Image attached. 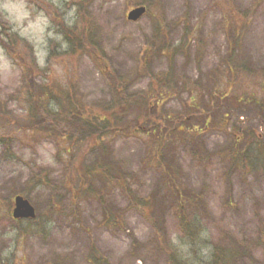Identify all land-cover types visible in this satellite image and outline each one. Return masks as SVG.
Listing matches in <instances>:
<instances>
[{
  "label": "trees",
  "instance_id": "1",
  "mask_svg": "<svg viewBox=\"0 0 264 264\" xmlns=\"http://www.w3.org/2000/svg\"><path fill=\"white\" fill-rule=\"evenodd\" d=\"M91 1L75 3L72 25L56 14L55 29L63 43L49 42L44 67L26 39L10 32L7 24L0 29V45L22 69V84L10 96L19 112L10 111L8 103L0 98L3 155L14 158V144L22 137L34 136L55 143L56 160L62 166L58 182L53 181L48 169L38 168L25 188L5 201L4 218L12 221L21 235L39 229L42 214L34 220H13L12 209L16 196L28 199L37 188L46 187L50 191L46 214L62 213L67 199L77 213L82 201L93 199L103 208L102 225L121 230L126 225L125 212L111 208L107 201L109 193L118 191L129 209L142 214L155 231V241L166 264H235L245 256L246 249L224 235L216 240L209 238L204 224V198L189 188L183 168L171 154L178 146H187L195 161L209 163L211 155L204 146V137L213 132L224 133L227 144L219 156L230 170L223 176L229 198L230 172H263L264 137L254 128H231L229 118L232 111L252 110L264 125V68L257 69L244 50V38L263 0H254L247 8H240L236 0L212 1L222 13L225 48L216 67L197 78L181 74L176 59L190 60L194 56L201 65L207 47L201 28L193 26L187 14L170 24L163 13L155 15L148 9L151 36L135 71L136 76L148 79V85L139 91H131V78L112 66L100 28L90 13ZM179 26L182 33L175 42L172 33ZM80 56L87 57L106 80L110 92L107 101L88 104L74 74L64 81L52 76L53 61ZM159 57L166 59L168 67L154 72L153 62ZM117 138H138L143 142V164L160 175L177 219V243L168 238L154 200L134 191L133 175L113 157L112 143ZM228 206L232 207L231 201ZM87 259L91 264H107L94 245L90 246Z\"/></svg>",
  "mask_w": 264,
  "mask_h": 264
},
{
  "label": "rangeland",
  "instance_id": "2",
  "mask_svg": "<svg viewBox=\"0 0 264 264\" xmlns=\"http://www.w3.org/2000/svg\"><path fill=\"white\" fill-rule=\"evenodd\" d=\"M212 1L92 0L90 13L100 28L104 50L112 66L131 78V91H139L148 85V79L136 76L135 71L139 55L151 36L152 21L146 14L138 22H131L128 13L135 7L145 6L152 14L163 13L170 24L185 14L190 16L192 25L199 26L206 38V55L200 66L194 56L190 60L177 57L176 65L181 74L197 78L216 67L225 48L222 13L213 7ZM76 2L79 0H0V29L7 24L5 27L10 28V32L26 39L44 67L49 42L63 43L62 36L55 29L56 14L69 25L74 24ZM253 2L236 0L240 8L250 7ZM181 33L180 26L173 30L175 42L179 41ZM244 50L257 69L264 68V0L244 38ZM50 67L52 76L63 81L74 74L88 104L110 98L106 80L87 57L58 58ZM167 67L166 59L159 57L153 62L152 69L160 72ZM21 70L0 45V98L8 103V109L13 113L19 112V106L10 100V96L22 84ZM172 107L176 105L172 104ZM229 118L231 128H254L264 137V125L252 110L232 111ZM203 142L211 155L209 163L195 161L187 146H178L171 157L176 158L183 168L189 188L204 198L207 207L204 224L208 236L216 240L224 235L246 249L245 256L235 264H264V170L254 174L230 172L229 198L223 177L229 166L219 156L227 144V137L224 133L213 132L207 134ZM112 150L115 160L133 175L134 191L141 197L154 200L168 238L177 243L180 237L177 219L160 175L143 164V142L138 138H117L112 143ZM56 152L54 142L34 136L22 137L14 144V158H5L4 150L0 148V264H91L87 259L91 245L107 259V264H166L165 255L156 244L155 231L142 214L129 209L118 191L109 193L107 201L111 208L125 212L126 225L121 230L102 225L103 208L93 199L82 201L77 213L67 199L62 213L46 214L50 201V191L46 187L37 188L28 197L37 214L43 215L39 229L21 235L15 224L4 218L5 201L22 191L38 168L48 169L53 181H59L62 166L56 160ZM229 201L232 207L228 206Z\"/></svg>",
  "mask_w": 264,
  "mask_h": 264
},
{
  "label": "water",
  "instance_id": "3",
  "mask_svg": "<svg viewBox=\"0 0 264 264\" xmlns=\"http://www.w3.org/2000/svg\"><path fill=\"white\" fill-rule=\"evenodd\" d=\"M146 12V7H137L128 13L127 18L131 22H138L146 15ZM12 216L15 220H32L36 218V210L27 199L22 196H17L14 199V209Z\"/></svg>",
  "mask_w": 264,
  "mask_h": 264
},
{
  "label": "clouds",
  "instance_id": "4",
  "mask_svg": "<svg viewBox=\"0 0 264 264\" xmlns=\"http://www.w3.org/2000/svg\"><path fill=\"white\" fill-rule=\"evenodd\" d=\"M208 250H205V253L207 252Z\"/></svg>",
  "mask_w": 264,
  "mask_h": 264
}]
</instances>
